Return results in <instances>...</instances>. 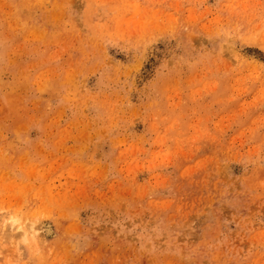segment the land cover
I'll return each instance as SVG.
<instances>
[{
    "label": "rangeland",
    "instance_id": "374dc122",
    "mask_svg": "<svg viewBox=\"0 0 264 264\" xmlns=\"http://www.w3.org/2000/svg\"><path fill=\"white\" fill-rule=\"evenodd\" d=\"M0 264H264V0H0Z\"/></svg>",
    "mask_w": 264,
    "mask_h": 264
},
{
    "label": "bare ground",
    "instance_id": "6f19581e",
    "mask_svg": "<svg viewBox=\"0 0 264 264\" xmlns=\"http://www.w3.org/2000/svg\"><path fill=\"white\" fill-rule=\"evenodd\" d=\"M14 221H16V220H14ZM26 234V233H25ZM16 236V235H15ZM23 236H24V234H23ZM25 237H26V235H25Z\"/></svg>",
    "mask_w": 264,
    "mask_h": 264
}]
</instances>
